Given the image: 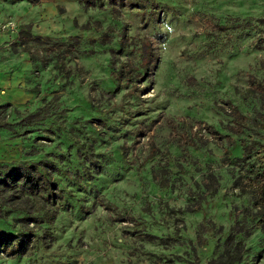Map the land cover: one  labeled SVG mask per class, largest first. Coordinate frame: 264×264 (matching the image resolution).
Listing matches in <instances>:
<instances>
[{
  "label": "rangeland",
  "instance_id": "1",
  "mask_svg": "<svg viewBox=\"0 0 264 264\" xmlns=\"http://www.w3.org/2000/svg\"><path fill=\"white\" fill-rule=\"evenodd\" d=\"M260 21L264 0H116L103 9L74 0H0V169L44 159L60 192L48 204L55 213L49 223L22 226L17 210L0 218V229L33 234L19 253L0 250V264H205L219 255L234 215L240 219L249 206L248 194L230 191L235 177L251 176L236 158L239 140L264 142L253 125L239 135L226 113L227 103L250 118L260 110L238 93L249 77L264 79ZM26 25L49 42H72L63 72L21 50L16 34ZM27 45L40 52L32 40ZM143 45L151 57L142 76ZM119 67L131 72L114 89ZM44 103L47 118L19 123ZM227 138L235 143L225 152ZM260 154L252 156L255 165ZM208 171L216 177L211 195L202 187ZM196 203L201 209L193 212L164 211ZM204 219L220 232L196 246ZM144 233L176 242L148 241ZM235 239L244 249L235 264H264V228Z\"/></svg>",
  "mask_w": 264,
  "mask_h": 264
},
{
  "label": "trees",
  "instance_id": "2",
  "mask_svg": "<svg viewBox=\"0 0 264 264\" xmlns=\"http://www.w3.org/2000/svg\"><path fill=\"white\" fill-rule=\"evenodd\" d=\"M27 2L34 4L38 0H26ZM83 7L91 6L97 7L99 9L104 8L105 3L114 4L116 0H74ZM132 2V0H127ZM114 8V6H112ZM155 7V5H153ZM264 21H260L263 23ZM221 26V25H219ZM81 28H84L82 26ZM85 28H88L86 26ZM29 25L25 28H19L17 31V37L19 38V45H21V50L26 52L29 56V60L36 61L40 66L44 67L47 63L52 62L55 68L59 72H63L62 59L65 58L72 47V42L70 46L65 43V41H52L49 42L48 38L40 37L30 33ZM28 40H32L35 44L40 46L39 53L35 49L34 52L30 50L27 45ZM118 45L121 46L124 41L118 40ZM144 45L142 46V52L140 54V64L138 68L143 76L147 70V63L151 57L149 50H144ZM132 70V69H129ZM264 70V66H263ZM129 72L128 68L126 70L123 67H119L114 74V89L119 86L118 80L121 77H126ZM136 72V71H135ZM138 72V71H137ZM129 81L127 77L123 84ZM238 93L241 97H250L256 99L259 103V111L255 112V116L250 118L243 115L239 110L227 103V114L231 116V121L236 127V132L239 135L243 134L249 125H253L257 129L264 131V79H257L254 77H249V86L239 90ZM48 103L42 104L36 110L28 112L19 118V123L22 126L28 127L32 126L38 122H41L48 116L46 108ZM0 127H5V120L0 118ZM210 134L220 137V133L217 132L211 125H207ZM17 136V135H15ZM226 145L223 150L227 151V146H232L235 141L227 138ZM241 147V154L238 160L242 161V164L246 166L244 172L250 174L247 181H243L241 177H235L233 179L230 191L236 190V194L242 196L248 194L249 206L245 207L241 211V218L238 219L237 215H234L232 225L229 226L228 232L222 240V249L219 255L213 258H209L205 264H235L239 262L241 255L243 253V245L240 241L235 239L237 234L247 237L250 235L251 230L256 227L259 229L264 228V142L258 140H251L246 142L244 139L239 140ZM257 153L256 158L260 159V162L255 165V160H252V156ZM95 163V161L92 160ZM263 162V165H262ZM52 164L44 159H39L35 163H29L24 160H19L13 162L10 165H4L3 169H0V205L6 207L3 213L0 210V218L5 217L6 213L11 212L10 210H17L19 213L18 217H14V220L25 226L27 222H45L49 223L54 217V210H51L49 205H51L55 196L59 199V189L57 188L56 182L51 177ZM206 182L202 184L205 194H214L216 192V177L215 175L208 171L205 174ZM255 179L256 181H254ZM215 184V185H214ZM204 196V195H201ZM18 200V201H15ZM15 201V202H14ZM25 202L27 205H22ZM49 204V205H48ZM201 209L200 204L196 203L193 207L185 208H174L164 205V211L167 214L182 213V212H193L195 210ZM248 218L251 225L247 226L245 219ZM220 232V228L216 227L214 222L209 219H204L197 223L194 232L195 245L201 246L206 242V236L208 232ZM40 236L45 235V231L42 230L39 234ZM33 236L32 233L27 231H16L7 232L0 229V250L8 249L13 253L21 252L29 239ZM144 239L148 241H157L161 244H172L176 240L170 237H157L148 233L143 234ZM189 248L194 252V245L190 244ZM150 256V255H149ZM152 256V255H151ZM156 261V259H153ZM186 264H199L196 260H187Z\"/></svg>",
  "mask_w": 264,
  "mask_h": 264
}]
</instances>
